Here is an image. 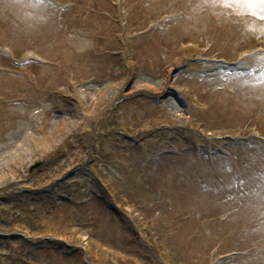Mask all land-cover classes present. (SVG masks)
<instances>
[{
    "label": "rangeland",
    "instance_id": "374dc122",
    "mask_svg": "<svg viewBox=\"0 0 264 264\" xmlns=\"http://www.w3.org/2000/svg\"><path fill=\"white\" fill-rule=\"evenodd\" d=\"M116 2L0 0V264H264V6Z\"/></svg>",
    "mask_w": 264,
    "mask_h": 264
},
{
    "label": "trees",
    "instance_id": "16d2710c",
    "mask_svg": "<svg viewBox=\"0 0 264 264\" xmlns=\"http://www.w3.org/2000/svg\"><path fill=\"white\" fill-rule=\"evenodd\" d=\"M82 134V133H81ZM82 136H85V134H83ZM79 140H80V138H79ZM108 155L107 154H103V153H101L100 154V159L99 160H107L108 159ZM86 165H84V166H80V167H77L75 170H77L78 171V173L79 174H81L82 176H87V175H90V177L91 178H93V179H95V180H98L99 182H101L102 181V178L97 174L98 173V170H99V168H97L96 167V165H97V163L96 162H91L90 160H89V162H86L85 163ZM94 165V166H93ZM94 177H93V176ZM51 191L49 192V202L50 201H52L53 200V198H52V196H53V191L54 190H58L59 189V186L57 185V184H55V186L53 187V189H52V187H50L49 188ZM102 192H104L105 193V190L103 189V191ZM103 195V194H102ZM0 202H1V204H2V206L4 207V200L3 199H1L0 200ZM5 220V219H4ZM3 220V221H4ZM12 241V240H11ZM171 250V252H172V255H173V258H174V260L175 261H178L177 260V252H176V250H174V249H170ZM21 253V252H20Z\"/></svg>",
    "mask_w": 264,
    "mask_h": 264
},
{
    "label": "snow or ice",
    "instance_id": "6c2138e0",
    "mask_svg": "<svg viewBox=\"0 0 264 264\" xmlns=\"http://www.w3.org/2000/svg\"><path fill=\"white\" fill-rule=\"evenodd\" d=\"M244 2L248 3L249 5L259 4L261 6H264V0H244Z\"/></svg>",
    "mask_w": 264,
    "mask_h": 264
}]
</instances>
